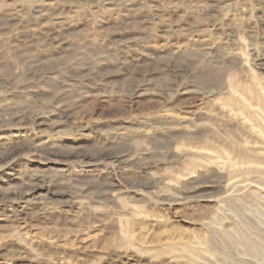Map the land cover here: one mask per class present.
Listing matches in <instances>:
<instances>
[{
    "label": "rangeland",
    "instance_id": "obj_1",
    "mask_svg": "<svg viewBox=\"0 0 264 264\" xmlns=\"http://www.w3.org/2000/svg\"><path fill=\"white\" fill-rule=\"evenodd\" d=\"M0 149V264H264V0H0Z\"/></svg>",
    "mask_w": 264,
    "mask_h": 264
},
{
    "label": "bare ground",
    "instance_id": "obj_2",
    "mask_svg": "<svg viewBox=\"0 0 264 264\" xmlns=\"http://www.w3.org/2000/svg\"><path fill=\"white\" fill-rule=\"evenodd\" d=\"M108 70H109V69H108ZM151 94H152V93H151ZM242 113H243V111H242ZM245 114H246V113H245ZM259 116H260V115H259ZM32 117H33V116H32ZM2 119H3V118H2ZM2 121H4V120H2ZM10 121H11V120H10ZM259 122H260V121H259ZM259 122H258V123H259ZM241 123H242V122H241ZM256 123H257V122H256ZM258 126H259V124H258ZM255 129H256V127H255ZM247 141H248V140H247ZM254 143H255V142H254ZM4 148H5V147H4ZM257 149H258V148H257ZM0 151H1V149H0ZM10 151H11V150H10ZM263 156H264V155H263ZM249 164H250V163H249ZM1 165H2V164H1ZM1 165H0V166H1ZM3 166H4V165H3ZM250 175H251V174H250ZM256 178H257V177H256ZM43 179H44V178H43ZM220 179H221V178H220ZM28 181H29V180H28ZM250 181H251V180H250ZM242 182H243V181H242ZM263 186H264V184H263ZM190 187H191V186H190ZM237 188H238V187H237ZM222 189H223V188H222ZM31 191H33V190H31ZM72 195H73V194H72ZM230 197H231V196H230ZM236 197H237V196H236ZM69 198H70V197H69ZM196 198H197V197H196ZM230 199H231V198H230ZM232 199H234V196H233ZM234 200H235V199H234ZM234 200H233V202H234ZM59 201H60V200H59ZM170 201H171V200H170ZM176 201H177V200H176ZM235 201H236V200H235ZM236 202H237V201H236ZM238 203H241V202H238ZM235 205H236V204H235ZM261 205H262L261 207H263V204H261ZM255 207H256V206H255ZM14 209H15V208H14ZM239 209H240V208H239ZM242 209H243V208H242ZM55 210H56V209H55ZM240 210H241V209H240ZM255 212H256V210H255ZM255 212H254V213H255ZM257 212L260 213V211H258V209H257ZM250 214H251V211H250ZM243 215H244V214H243ZM243 215H242V216H243ZM251 215H252V214H251ZM254 215H256V214H254ZM254 215H253V216H254ZM260 215H261V213H260ZM262 216H264V215H262ZM234 217H235V216H234ZM245 218H247V216H246ZM250 218H251V217H250ZM256 218L259 220L258 217H256ZM247 219H248V218H247ZM252 219H253V218H252ZM242 220H243V219H242ZM148 221H149V220H148ZM251 221H252V220H251ZM253 222H254V221H253ZM260 222H261V220H260ZM262 222H263V221H262ZM254 223H255V222H254ZM258 223H259V222H258ZM243 224H245V223H243ZM246 224H248V223H246ZM250 225H251V224H250ZM257 225H258V224H257ZM255 226H256V225H255ZM255 226H254V227H255ZM246 227H247V226H246ZM251 229H252V228H251ZM256 230L258 231V227L256 228ZM261 231H263V230H261ZM255 232H256V231H255ZM258 232H259V231H258ZM263 233H264V232H263ZM256 234H257V233H256ZM229 235H230V234H229ZM234 235H235V234H234ZM244 235H245V234H244ZM258 235H259V234H258ZM260 235H261V234H260ZM263 235H264V234H263ZM219 237H220V236H219ZM220 238H221V237H220ZM238 238H240V237H238ZM255 238H256V236H255ZM257 238H258V237H257ZM221 239H222V238H221ZM236 239H237V238H236ZM261 239H262V237H261ZM222 240H223V239H222ZM237 240H238V239H237ZM237 240H236V241H237ZM263 240H264V239H263ZM195 241H196V240H195ZM204 241H205V240H204ZM218 241H219V240H218ZM223 241H224V240H223ZM225 241H226V240H225ZM256 241H257V240H256ZM261 241H262V240H261ZM216 242H217V241H216ZM227 242H228V241H227ZM233 242H234V240H233ZM241 243H242V242H241ZM246 243H247V242H246ZM223 244H224V242H223ZM249 244H250V243H249ZM253 244H254V243H253ZM253 244H252V245H253ZM263 244H264V243H263ZM263 244H262V245L260 244V247L263 246ZM226 245H227V244H226ZM250 245H251V244H250ZM125 246H126V245H125ZM235 246H236V245H235ZM243 246H244V245H243ZM243 246H242V247H243ZM247 246H248V245H247ZM253 246H254V245H253ZM255 246H256V245H255ZM223 247H224V246H223ZM232 247H233V246H232ZM237 247H238V245H237ZM242 247H241V248H242ZM263 247H264V246H263ZM217 248H218V247H217ZM227 248H228V246H227ZM32 249H33V248H32ZM234 249H235V247H234ZM248 249H250V248L248 247ZM253 249H254V248H253ZM255 249H256V248H255ZM255 249H254V251H256ZM245 250H246V249H245ZM228 251H231V250H228ZM241 251H244V250L241 249L240 252H241ZM219 252H220V251H219ZM238 252H239V251H238ZM246 252H247V251H246ZM246 252H245L244 254L247 255ZM248 252H250V251H248ZM229 253H230V252H229ZM229 253L227 252L228 255H229ZM252 253H253V250H252ZM252 253H251V254H252ZM222 254H223V253H222ZM235 254H236V252H235ZM242 254H243V253H242ZM228 255H226V256H228ZM237 255H238V254H237ZM40 256H41V254H40ZM232 256H233V255H232ZM234 256H235V255H234ZM253 256L256 257L255 254H253ZM261 256H262V255H261ZM255 257H253V258H255ZM257 257H258V255H257ZM261 259H262V261H261L260 259H259V260H260L261 262H263L264 259H263V258H261ZM63 260H64V259H63ZM233 260H234V259H233ZM34 261H35V260H34ZM237 261H238V260H237ZM260 261H259V262H260ZM247 262H249V260H247ZM253 262H254V260H253ZM255 262H256V261H255ZM254 264H255V263H254Z\"/></svg>",
    "mask_w": 264,
    "mask_h": 264
}]
</instances>
